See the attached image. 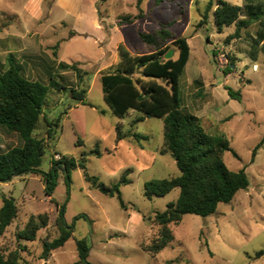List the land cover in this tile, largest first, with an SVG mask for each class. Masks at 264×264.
I'll use <instances>...</instances> for the list:
<instances>
[{
    "label": "rangeland",
    "instance_id": "obj_1",
    "mask_svg": "<svg viewBox=\"0 0 264 264\" xmlns=\"http://www.w3.org/2000/svg\"><path fill=\"white\" fill-rule=\"evenodd\" d=\"M225 1L264 7V0ZM209 3L143 0L138 8L137 0H0V71H6L8 57H14L29 80L48 85L53 77L67 87L88 90L89 105L78 109L70 88L48 91L44 116L35 131L48 146L41 169L48 172L53 158L71 155L82 160L85 153L88 173L99 182L113 186L126 171L131 181L121 186L124 208L117 196H107L87 181L83 169L72 172L70 188L61 172L54 198L66 206L74 237L48 260L41 259L43 243L59 236L58 213L46 196L41 176L0 183V209L4 194L14 197L20 209L14 224L0 237V250L24 248L21 254L31 264H78L76 239L86 238L91 264H264V255L257 257L264 252V142L253 155L264 139V48L255 44L262 27L256 22L243 30L240 39L227 42L236 26L217 31V0L208 22L200 24ZM140 11L143 17L135 18ZM127 15L134 22L121 24ZM162 27L188 38L191 47L180 81L183 106L202 118L208 132L229 139L231 151L225 153L224 161L231 170L245 168L250 187L231 203H221L209 217L188 214L179 225L171 224L174 241L153 256L143 250L158 234L159 227L151 219L176 202L181 190L148 199L145 183L179 176L181 171L176 159L161 153L163 120L138 111L125 119L114 116L104 100L101 75L119 62L120 45L133 54H145L150 49L139 33ZM228 55L235 57L232 65ZM74 65V70L69 68ZM230 90L239 91V96L233 98ZM138 118L143 120L136 122ZM47 120L59 125L53 127V139L47 136ZM5 134L7 130L0 127V139ZM78 139L82 146H77ZM8 141L6 147L0 144V151L22 144L20 137ZM44 212H49L50 223L39 231L37 240L19 241L18 233L29 218Z\"/></svg>",
    "mask_w": 264,
    "mask_h": 264
},
{
    "label": "trees",
    "instance_id": "obj_2",
    "mask_svg": "<svg viewBox=\"0 0 264 264\" xmlns=\"http://www.w3.org/2000/svg\"><path fill=\"white\" fill-rule=\"evenodd\" d=\"M142 2L143 0H137L138 8ZM213 5L214 0H210L201 26L208 22ZM214 15L219 33H222L225 27L236 26L235 33L227 38V42L240 39L243 30L260 22L262 28L258 31L255 44L256 46L262 44L264 48L262 5L248 4L242 7L225 0H217ZM139 17H143V11H140L135 18ZM135 18L132 15L124 16L120 23H133ZM139 36L142 42L149 46V52L133 54L125 45H120L119 62L102 72L101 81L104 100L117 118L125 119L131 111H138L145 117L163 120L164 143L161 153L170 154L176 159L181 171L179 176L153 179L145 183L144 195L148 199L166 196L175 189L181 190L176 202L170 203L165 211L156 212L155 217L151 219L159 227L158 234L143 247V250L156 256L175 239L170 229L171 224L179 225L188 214L201 217L215 214L221 203H231L239 192L249 189L250 178L245 168L235 171L225 163L224 155L231 151L229 139L224 134L208 132L203 126L202 118L189 107L183 106L180 81L191 57L188 38L177 36L166 27L154 32H140ZM173 49L175 55L178 53L177 58L174 55L172 59L167 60L165 55ZM214 55L216 57V51ZM228 56L232 65L235 57ZM8 64L9 68L6 71H0V127L17 132L22 144L4 152L0 151V183L12 181L15 177L41 176L46 196L56 205L58 213L55 224L59 236L53 241L46 240L43 243L41 259L48 260L54 251L64 247L74 237V227L66 220V206L59 204L54 198L61 172L66 175V183L70 188L72 172L78 168L83 169L87 181L103 194L110 197L117 196L122 207L125 208L121 186L131 183L128 178L129 171L124 173L119 183L107 186L88 173L85 153L82 155V160L71 155H62L58 160L53 158L50 170L43 171L41 166L48 148L47 140L37 138L35 131L44 116L48 91L70 88L78 109L80 106L89 105L88 90L67 87L53 77L48 85H44L27 79L23 67L14 62V57H8ZM61 67L66 68L68 65L61 64ZM74 67L75 65L69 66L73 70ZM80 79L83 81L84 77L80 76ZM229 93L233 98L239 96V91L230 90ZM142 120L143 118H138L136 122ZM47 123L49 127L47 136L53 139L56 133L53 127L59 125L52 124L48 120ZM117 131L120 137L122 132L119 126ZM138 137L135 134V138ZM263 142L264 139L255 148L254 156ZM82 145L83 141L78 139L77 146ZM2 201L0 237L4 236L8 228L14 224L20 212L14 197L4 194ZM49 223V212L31 216L25 228L18 233V240L35 242L39 231L47 228ZM76 244L80 258L78 264H91L88 260L90 247L87 239H76ZM22 251L24 248L21 247L9 253L0 250V264H31L24 259ZM263 255L264 252H259L257 257Z\"/></svg>",
    "mask_w": 264,
    "mask_h": 264
},
{
    "label": "crops",
    "instance_id": "obj_3",
    "mask_svg": "<svg viewBox=\"0 0 264 264\" xmlns=\"http://www.w3.org/2000/svg\"><path fill=\"white\" fill-rule=\"evenodd\" d=\"M260 23V22H259ZM190 61V60H189ZM3 128V127H2ZM4 129H6V128H4ZM7 130V134H5L4 136H3V139H0V144H1V147H6V145H10V143H9V139H11V138H19L20 136H19V134L17 133V132H13V131H9L8 129H6ZM9 150V149H8Z\"/></svg>",
    "mask_w": 264,
    "mask_h": 264
},
{
    "label": "water",
    "instance_id": "obj_4",
    "mask_svg": "<svg viewBox=\"0 0 264 264\" xmlns=\"http://www.w3.org/2000/svg\"><path fill=\"white\" fill-rule=\"evenodd\" d=\"M174 55H175V50L173 49V50H170V51L165 55V58H166L167 60H169V59H172V58L174 57Z\"/></svg>",
    "mask_w": 264,
    "mask_h": 264
}]
</instances>
